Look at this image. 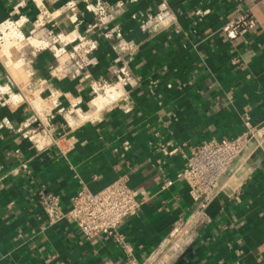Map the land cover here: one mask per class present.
<instances>
[{"label": "crops", "instance_id": "obj_1", "mask_svg": "<svg viewBox=\"0 0 264 264\" xmlns=\"http://www.w3.org/2000/svg\"><path fill=\"white\" fill-rule=\"evenodd\" d=\"M19 1L0 0V23L27 17L22 30L35 38L11 49L10 58L0 56V264H264V149L255 143L223 178L206 219L170 237L194 208L178 176L183 154L204 140L238 135L246 123L264 124V0H106L111 19L93 30L86 0ZM239 9L249 10L257 27L230 39L220 29ZM40 10L52 19L35 27ZM161 10L170 14L168 25L147 20ZM112 29L118 36L105 37ZM59 33L97 40L86 71L68 65L66 77L51 73L53 50L38 45ZM123 67L130 76L122 100L96 108L91 81L114 83ZM27 92L41 97L37 121L27 99L9 98ZM45 118L49 127L34 133ZM124 172L146 199L122 219L120 240L88 239L68 220L49 225L39 213V192L69 207L81 184L97 191Z\"/></svg>", "mask_w": 264, "mask_h": 264}, {"label": "built area", "instance_id": "obj_2", "mask_svg": "<svg viewBox=\"0 0 264 264\" xmlns=\"http://www.w3.org/2000/svg\"><path fill=\"white\" fill-rule=\"evenodd\" d=\"M87 8L93 14V22L88 25L89 30L100 29L111 19V6L106 0H86ZM24 3L20 0L17 6ZM68 8L72 11L70 20L77 23L78 19L75 10L77 4L69 2ZM166 10H161L158 14H150L147 20L166 26L170 23V18ZM52 19V16L46 11L40 10L39 15L33 20L35 27L45 25ZM29 21L27 17L16 19L9 17L0 23V48L7 42L10 49L20 48L23 42L30 43V36H26L22 30V25ZM147 22L142 26H146ZM257 27V20L249 10H236L232 17L221 26L220 32L230 39H236L251 33ZM118 36L116 29L108 30L104 36ZM78 38L79 42L68 48V44ZM68 38L61 33L56 34L46 41L39 42L38 46L49 47L53 50V55L57 65L51 71L52 74L60 77H66L68 74V65H73L74 71L80 74L87 70L89 64L86 56L91 50L97 47V40L92 42L86 38L73 36ZM32 45V44H31ZM127 45H122L125 49ZM232 63L238 64L239 58L233 56ZM130 72L128 68H120L116 72V81L109 83L104 80H92L90 84L91 100L100 94L108 96L110 101H118L123 98L122 88L127 84ZM88 77V74L85 76ZM171 86V84H168ZM114 92L117 94H114ZM3 92L0 91V99L3 98ZM110 93V94H109ZM64 96L67 97L66 93ZM12 103L21 102L27 99L35 110V101L39 103L41 97L37 92H27V94L9 95ZM3 99V103H4ZM109 103V102H108ZM95 106V105H94ZM99 108L98 106H95ZM60 110H63L61 108ZM38 116L34 120L39 119ZM41 125L33 130L38 134L49 127V120L45 118L39 121ZM30 137V136H29ZM57 143V142H56ZM251 143L256 147L264 149V124L252 125L246 123L244 130L233 137L210 138L192 146L188 153H184V167L178 173V176L184 179L189 188V193L194 200V208L187 219L179 220L170 233V237L178 236L197 222L206 219V209L215 196L224 189L223 178L230 171L238 156ZM179 148H175L171 153ZM167 184V182H166ZM165 184V185H166ZM38 210L46 219V224H54L61 220H68L73 223L76 230L90 239L101 234L117 236V227L122 219L135 214L143 205L146 199V192L142 188H134L129 184V174L122 173L113 182L97 191L90 190L85 184L71 198L69 207H63L59 195L49 192H39ZM151 264V263H148Z\"/></svg>", "mask_w": 264, "mask_h": 264}, {"label": "bare ground", "instance_id": "obj_3", "mask_svg": "<svg viewBox=\"0 0 264 264\" xmlns=\"http://www.w3.org/2000/svg\"><path fill=\"white\" fill-rule=\"evenodd\" d=\"M67 36V35H66ZM35 42V38H31L30 39V43L32 44V43H34ZM0 56H2L3 58H10V56H11V49H10V44H9V42H7L2 48H0ZM22 61V60H21ZM5 62H6V60H5ZM23 62V61H22ZM8 63H10V62H8ZM20 63V62H19ZM6 64V63H5ZM15 66H16V64H15ZM27 74V73H26ZM110 94V93H109ZM114 94H117V92L115 93L114 92ZM103 96L105 97V95H99V96H97V97H95L94 99H93V101H92V104H94L95 106H99L98 104L101 102V100H103L102 98H103ZM108 96H106V98H107ZM109 98V97H108Z\"/></svg>", "mask_w": 264, "mask_h": 264}, {"label": "rangeland", "instance_id": "obj_4", "mask_svg": "<svg viewBox=\"0 0 264 264\" xmlns=\"http://www.w3.org/2000/svg\"><path fill=\"white\" fill-rule=\"evenodd\" d=\"M12 49H13V48H12ZM100 95H102V94H100ZM102 99H103V100H101V102L99 103L100 106H104L105 102L108 101L109 98H108V97L106 98V96H105V97L103 96Z\"/></svg>", "mask_w": 264, "mask_h": 264}]
</instances>
